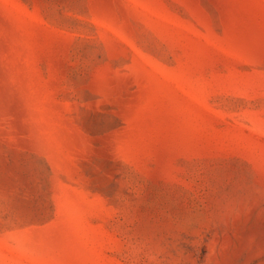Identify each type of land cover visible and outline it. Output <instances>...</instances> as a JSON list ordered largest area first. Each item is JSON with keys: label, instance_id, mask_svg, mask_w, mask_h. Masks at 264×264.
<instances>
[{"label": "rangeland", "instance_id": "1", "mask_svg": "<svg viewBox=\"0 0 264 264\" xmlns=\"http://www.w3.org/2000/svg\"><path fill=\"white\" fill-rule=\"evenodd\" d=\"M0 264H264V0H0Z\"/></svg>", "mask_w": 264, "mask_h": 264}]
</instances>
